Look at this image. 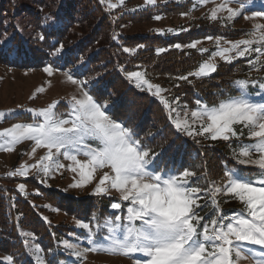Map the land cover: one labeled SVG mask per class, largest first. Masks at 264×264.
Masks as SVG:
<instances>
[{
    "label": "snow or ice",
    "instance_id": "1",
    "mask_svg": "<svg viewBox=\"0 0 264 264\" xmlns=\"http://www.w3.org/2000/svg\"><path fill=\"white\" fill-rule=\"evenodd\" d=\"M124 2L100 0V3L107 4L109 10L122 6ZM196 2L205 5L209 0ZM232 2L220 0L214 3L208 18L222 22H232L241 15L250 21L264 19V2L238 0L237 8L231 7ZM145 4L155 5L156 0H145ZM256 7L261 10L245 15ZM219 13L227 15L222 17ZM246 35L248 38L225 41L229 47H221L223 38L217 37L216 50L211 53V58L219 56L224 62L232 63L255 53V59H249L248 64L264 68L261 62V57H264V23L255 22ZM39 39L43 40L44 36L39 35ZM198 43L200 41H193L186 47L196 48ZM174 47L179 49L182 46L176 44ZM62 49L63 45H60L56 53ZM123 51L133 53L136 48L125 47ZM164 51V48L156 49L157 54ZM198 51L205 53L208 50ZM217 67L210 60L202 61L194 71L178 79L188 81L190 76L208 77ZM44 71L51 75L54 69L49 65ZM65 76L68 82L77 85L80 93L70 98L66 112L58 114L56 108L60 102L53 101L45 108L28 109L35 117L32 122H18L0 129L2 151H14L25 141L32 143L30 155L34 156L37 149H46L35 163H22L9 171V177H27L32 169H36L38 175L47 178L67 167L79 176L70 187L81 188L95 180L98 169H109L100 176L92 194L103 196L115 190L119 193V200L113 198L110 208L121 210L123 215H113L105 218L103 224L96 225V229L106 230V235L90 223L75 219V226L86 230L84 235L89 246L81 248L65 239L62 241L64 249L71 250V255L79 259L80 264H83L87 253L101 251L133 259V264H239L241 260L264 264V92L253 94L248 91L250 85L264 90V82L237 80L234 82L236 95H227L213 104L197 99L195 108L190 112L185 109L181 116L172 107V102L161 95L167 90L151 83L144 71L126 73V78L134 82L136 88L159 98L168 110L175 130L197 144L200 143L197 137L212 141L241 140L247 130L250 142L239 144L233 150V156L239 165L257 168L256 178L242 174L239 169H227L219 183L208 180L205 175L206 184L201 187L193 170H158L156 159L161 153L146 148L131 128L113 119L109 114L108 101H97L85 88L87 80L75 79L71 73H65ZM43 90L39 88L36 92ZM35 95L33 93V98ZM253 95L259 100L253 99ZM174 102H178V98ZM11 111L0 112V118H6ZM81 154L86 159H79ZM61 157L71 163L65 166L60 162ZM40 182L47 181L42 179ZM17 187L20 193L27 195L24 183ZM220 195H231L243 207L233 210L230 215L223 214L218 200ZM202 208H209V212L200 215L198 210ZM92 219L97 220L95 214ZM20 235L25 238L24 245L35 264H59L55 253L51 260L46 259L40 245L33 243V233L22 231ZM2 264H15L14 257H3Z\"/></svg>",
    "mask_w": 264,
    "mask_h": 264
},
{
    "label": "trees",
    "instance_id": "2",
    "mask_svg": "<svg viewBox=\"0 0 264 264\" xmlns=\"http://www.w3.org/2000/svg\"><path fill=\"white\" fill-rule=\"evenodd\" d=\"M192 6V0L179 3L170 0L116 15L120 9L107 10L100 0H0V63L21 69L51 65L78 80H87L85 88L97 101H108L113 119L131 128L146 148L161 153L156 159L159 167L187 168L216 181L218 174L224 177L221 167L235 162L230 157L233 142L197 137L200 140L197 144L177 132L160 100L136 88L126 73L142 68L151 77L169 78V82H164L166 85L172 79L170 96L188 107H195L197 99L213 104L227 95H235L234 82L245 79L253 66L248 64L249 58L241 57L232 63H218L217 70L208 77L179 80V76L194 71L207 57L206 52L198 51L201 44L196 48L186 46L212 36L233 37L244 29L204 17L190 20L186 31L161 34L154 30L140 33L119 30L123 22L145 23L157 16L190 13ZM39 35L44 39H39ZM176 44L182 47L175 48ZM60 45L63 49L56 53ZM125 47L136 51L126 53ZM158 48L166 51L157 54ZM43 191L38 197L65 214L82 221L95 214L97 224L104 219L111 201L108 195L76 198L54 189ZM37 208L12 186L0 182V254L12 255L16 263L34 264L27 258L20 228L42 238L39 242L44 248L51 245L44 240L51 236L49 227L56 226L44 221Z\"/></svg>",
    "mask_w": 264,
    "mask_h": 264
},
{
    "label": "rangeland",
    "instance_id": "3",
    "mask_svg": "<svg viewBox=\"0 0 264 264\" xmlns=\"http://www.w3.org/2000/svg\"><path fill=\"white\" fill-rule=\"evenodd\" d=\"M168 1L170 0H156V4L164 3ZM174 1H177V3H179L185 0H174ZM192 1H193V6H192L193 11L187 13V15L173 14L168 17H161V19H155L151 22L137 23V24L123 22L121 23V27L119 28V30L128 33H135V32L140 33V32H145L147 30H154L158 33L164 34V31L168 32L167 31L168 29H173L175 30V32H178L181 29H184L187 25H189L188 22L194 18L205 17L207 18V20H210L208 18L210 9L214 7V3L220 2V0H214V2L213 0H209V3L205 5H200L196 2V0H192ZM112 2L115 3L117 2V0H112ZM236 2H237L236 0H233L231 7L233 8L239 7V3ZM260 2H264V0H258V3ZM150 6L151 5L145 4V0H125L122 6H118L116 9H112L111 11H116L120 9V11H118L119 13L116 14L118 15L125 10L132 11L135 9V7L145 9ZM105 7L107 10H109L107 4H105ZM256 10H261V9L259 7L250 9L245 13V15H250L251 11H256ZM218 15L222 17H226L227 13H219ZM216 21L224 26L233 27L236 29H244L243 33L233 37L212 36L211 40L207 38L196 40V41H200V43H198L201 44L200 49L208 50L206 52L207 57L204 59V61L210 60V62L215 63L216 65H218V63L223 61L219 56L211 58V53L216 50L215 40L217 37L223 38L220 43L221 47H229V45L226 44L225 41H229V40L235 41L238 39L248 38L246 32L252 29L253 24L255 22L264 23V19L257 21L246 20L244 18V15L235 18L234 21L232 22H228L227 20H224L223 22L221 20H216ZM180 24L185 26L178 29L177 27H180ZM255 55L256 54L253 53L252 56H249L247 58L254 60ZM261 62L264 63V57H261ZM46 66L40 68L21 69L0 63V112L9 113V110H13L6 118H0V129L10 127L12 124L18 122H32L35 119V117L27 110L45 108L53 101L60 102L57 105L56 111L58 114H62L68 110V102L70 101V98L73 95L79 96L80 93L77 85L68 82L66 79L65 73L68 72L53 68L54 69L53 73L49 75L44 71V68ZM134 71L145 72V70L142 68H138ZM146 76L151 83L158 84L163 89L167 90L165 92H162L161 95L165 96L170 102H172V107L176 108L177 111L181 114V116H183L185 109L189 110L190 112V110L195 108V107L193 108L188 107L179 100L178 102H174L175 98L173 99L170 96L172 94L171 93L172 89L170 90V85H172V79L170 84L166 85L164 82L166 81L169 82L170 80L165 76L151 77L147 73ZM245 79L256 80L257 82H264V68H260L259 65L253 67V69L248 73ZM133 84L135 83L133 82ZM39 88H43L44 90L42 92H36V90ZM248 91L253 94L257 92H264V90L259 89L255 85H250ZM33 93H36L34 98H33ZM252 98L259 100V97H256L255 95H253ZM239 127L240 126H237L238 129ZM231 141L233 142L234 147L231 151L230 157L235 162L232 163L227 168L225 165H223L221 167V171L223 172V174L227 169H239V171L242 174L247 175L250 178H256L254 174L258 171L257 168L253 166L239 165L237 163V158L233 156V150L237 149V146L239 144L241 143L247 144L250 142L247 137V130H245V134L241 138V140H236L235 138H233ZM31 148H32V143L25 141L17 145L14 151L8 152V151L0 150V182L6 186H10V187L12 186L21 197L27 199L31 204H35L38 207L37 210L40 217L44 221L56 226L54 228L49 227L50 230L49 232L51 236L50 238H47L45 240L43 239L45 243L51 242L50 246L44 248L43 244L39 242V240L42 239L40 237H35V240L33 241V243H37L40 245L42 249V254L46 257V259L51 260L53 253H55V259L57 262H59V264H80V260L71 255V250H66L63 248L62 241L67 239L74 244H78L79 247L81 248L88 247L89 244L84 235V233H86V230L77 228L75 226L74 223L75 219L73 217L65 214L64 211H61L59 208L53 206V204L47 202L45 198L43 197L40 198L38 196H42L44 194L43 190H52V189L60 191L65 196H73L76 198H84L86 196H90V197L96 196L92 194L93 188L95 187V184L98 183L100 176L103 175V172L109 171V169H103V170L98 169L97 172L95 173V177H96L95 180H93L91 184L81 188L70 187V185L74 182V179H79V176L68 170L67 167L62 168L57 172H54L51 176L47 178L38 175L36 169H32L27 177H20V176L9 177L7 175L9 171L14 170L17 166H19L22 163H27V164L35 163L36 160L39 159L41 156H43L46 151V149L43 148L37 149L35 155L33 156L30 155ZM79 159L83 160L86 159V157H84L81 154L79 156ZM60 162L65 166L71 163L70 161L65 160L63 157L60 158ZM159 169H162V167L158 166V170ZM168 169L175 170L172 167ZM197 178H199L198 179L199 185L201 187L205 186L206 180L204 179V176L197 175ZM197 178H194V180H197ZM207 178L208 180H210L208 176ZM222 178H223L222 175L220 176L219 174L215 177L218 183L221 182ZM42 179H46L47 182L41 183L40 181ZM20 183H24L26 185L25 191L27 195H24L19 192L17 186ZM107 195L111 197V201L109 202L108 211L105 214L104 219L100 221V224H103L105 218L111 217L113 215H123V212L121 210H113L110 208V204L114 202L113 198H115L116 201L119 200V193H117L115 190H110ZM218 200L220 203V207L223 211V214L225 215H230L233 210H239L243 207V205L237 199L233 198L231 195L228 196L220 195L218 197ZM126 203L127 202H125V204ZM201 203H203V201H201ZM198 211L200 212V215H204L205 213L209 212V208H202L201 210ZM45 217H47V220L44 219ZM83 221L86 223H90L93 226V228L96 229L97 223L94 222L92 216L90 217V219H85ZM70 226L72 228H70ZM96 230L106 235V230L104 229H96ZM18 231L19 233H21L22 231L29 232L27 229L24 228H20ZM21 238L24 241L25 238L23 236H21ZM25 249H26L27 258L35 264L34 258L31 257V253L28 252L26 246ZM245 251H247V249H245ZM3 257L5 256L0 254V260L2 262H3ZM15 264H23V263L22 261H19V263L15 262ZM83 264H133V259L125 258L119 255H113L102 251L90 252L86 254V259H83ZM239 264H250V261L241 260ZM252 264H254V262H252Z\"/></svg>",
    "mask_w": 264,
    "mask_h": 264
}]
</instances>
